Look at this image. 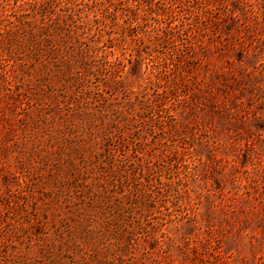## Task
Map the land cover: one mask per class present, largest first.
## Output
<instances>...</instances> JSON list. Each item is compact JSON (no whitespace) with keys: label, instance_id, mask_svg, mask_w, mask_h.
<instances>
[{"label":"rangeland","instance_id":"1","mask_svg":"<svg viewBox=\"0 0 264 264\" xmlns=\"http://www.w3.org/2000/svg\"><path fill=\"white\" fill-rule=\"evenodd\" d=\"M0 264H264V0H0Z\"/></svg>","mask_w":264,"mask_h":264},{"label":"trees","instance_id":"2","mask_svg":"<svg viewBox=\"0 0 264 264\" xmlns=\"http://www.w3.org/2000/svg\"><path fill=\"white\" fill-rule=\"evenodd\" d=\"M41 7V9H46L45 11L48 10V4L41 2L39 4ZM36 12V11H35ZM39 12V11H37ZM71 18V16H70ZM68 18H62L61 23H60V28H61V33L62 34V42L64 43V46L66 47L65 51V55L67 56L68 59L65 60V63L68 60V64H69V68L68 70H70L71 67L74 68H79L82 65V61H81V57L82 54L84 52H86V50L84 48H80L81 47V41L79 40V38H77L75 35L71 34V30L70 28H68V22H67ZM79 43V45H78ZM76 70V74H77Z\"/></svg>","mask_w":264,"mask_h":264}]
</instances>
